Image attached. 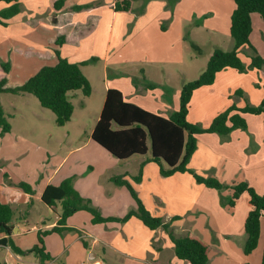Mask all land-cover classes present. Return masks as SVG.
I'll return each instance as SVG.
<instances>
[{"label":"crops","instance_id":"1","mask_svg":"<svg viewBox=\"0 0 264 264\" xmlns=\"http://www.w3.org/2000/svg\"><path fill=\"white\" fill-rule=\"evenodd\" d=\"M55 1L20 0V12L8 19L7 25L0 23V32L2 26L12 29L16 24L20 34L34 38L23 36L25 46L19 42L21 46L12 47L0 39V50L5 51L7 46L8 53H24L26 80L42 66L58 61L55 49L72 62L95 57L82 65V69L102 62L105 87L97 90L103 101L109 88H118L126 100L168 117L179 108L181 89L190 80L188 75L196 72L194 75H200L215 48H234L230 31L236 8L234 0H134L131 11H117L114 7L117 0H65L59 10ZM86 3L93 7L72 10L73 5ZM8 4L1 1L0 10ZM252 19L251 41L264 57V19L258 13H253ZM203 31L208 34L207 40ZM60 35L66 37L63 45L56 43ZM222 37L226 39L225 46L218 42L221 39L223 43ZM193 47L201 51L204 47L209 49L206 64L201 68L198 56L191 54ZM243 52L246 50L240 53L242 58L246 55ZM243 60L250 66L249 56ZM238 90L243 93L237 94ZM263 99L264 65L250 67L246 72L227 67L218 72L213 84L194 91L189 120L207 126L234 102L242 107L247 103L259 105ZM245 117L248 123L245 129L236 128L227 135L200 133L189 165L199 174L216 176L227 185L247 181L264 194V114L247 113ZM11 131L4 135L8 137ZM11 146L16 145L12 141L0 145V159ZM94 151L96 154L75 150L63 156L44 149L26 163L25 159L21 161L14 171L4 166L0 172V200L11 204L13 209H20L18 205L25 209L26 204L27 209L20 217L29 224L36 196L41 198L49 183L59 184L73 176L75 187L92 199L104 215L123 216L136 207V201L127 186L116 184L111 177L126 174L124 177L134 184L146 206L153 214L170 221L175 233H191L208 244V264H262L264 218L257 247L250 254L244 252L245 221L250 209L246 195L235 206L227 205L224 199L232 194L231 188L208 187L189 172L163 175L160 165L149 159L150 151L126 159H119L108 150ZM140 171L141 180H134ZM6 174L10 180L5 187ZM21 180L28 181L35 189L31 207L30 194L18 186ZM54 211L56 220L51 224L43 220L44 226H35L36 236L29 240H23L22 236L31 230L12 220V238L16 244L25 250L31 248L38 240L39 229H51L57 224L60 207ZM175 216L178 218L174 219ZM67 225L73 230L44 237L51 259L43 263L38 257L33 264H87L88 260L89 264H188L177 257L163 227L151 229L136 216L125 222L94 223L93 214L82 209L69 217Z\"/></svg>","mask_w":264,"mask_h":264},{"label":"trees","instance_id":"2","mask_svg":"<svg viewBox=\"0 0 264 264\" xmlns=\"http://www.w3.org/2000/svg\"><path fill=\"white\" fill-rule=\"evenodd\" d=\"M9 3L0 10V23L8 24V19L18 14L21 10L20 0H0ZM236 8L231 17V35L234 39V48L225 50L215 48L210 56L204 71L195 79L187 81L182 89L180 105L177 110L166 117L140 105L125 99L118 88H109L102 106L100 116L93 128L92 139L119 159H126L135 154L151 152L150 160L157 162L163 175H171L175 172H189L199 183L212 188L222 190L231 188L232 194L224 199L227 205L235 206L243 196L248 197L250 209L245 221L247 239L244 252L250 254L257 247L261 232V222L264 218V194L259 193L247 181H241L232 185L223 183L213 175H202L190 165V160L197 149V136L200 133L216 132L227 135L236 128H247L248 123L245 114H264V99L259 105L247 103L245 106H237L234 102L227 109L217 114L207 126L191 122L189 111L191 99L196 89L213 84L218 72L232 67L241 72H246L250 67L262 68L264 57L251 41L253 32V13H258L264 19V0H234ZM134 0H117V11H131ZM65 0H56L55 8L61 9ZM91 3L75 4L72 10L79 11L91 8ZM57 20L56 14L54 21ZM66 37L60 35L56 39L58 45H63ZM246 50V55L251 58L250 66H247L240 53ZM58 61L55 64L42 66L34 75L24 83L16 86H8L11 62L0 61V92H27L34 94L46 108H50L56 114L58 125H65L71 120L74 113V103L69 97V92L81 89L88 96L92 93V84L84 73L82 65L95 60V57L81 62H72L62 56L59 49H55ZM243 93L238 90L237 94ZM12 124L6 116L5 108L0 99V135L11 131ZM126 174L111 177L118 185H125L130 190L136 201V207L131 208L123 216H106L96 207L92 199L82 195L75 187L73 176L64 178L59 184L49 183L43 190L41 199L49 207L58 211V221L51 229H39L37 242L29 249H22L12 238L14 209L11 204L0 200V245L10 246L20 254L35 253L44 263L51 259L50 253L45 247L44 237L50 233H63L65 230H73L68 226V219L77 211L85 209L93 214V222L120 221L125 222L131 217L140 218L151 229L163 227L175 248L178 258L188 264H208L209 246L199 236L191 233L178 235L171 227L170 221L155 215L146 206L139 196L134 184L126 179ZM141 171L134 176V180H141ZM25 192L30 194L28 205L34 203L32 195L35 192L31 183L21 180L18 183ZM175 216L174 219H177ZM264 264V252L262 258Z\"/></svg>","mask_w":264,"mask_h":264},{"label":"rangeland","instance_id":"3","mask_svg":"<svg viewBox=\"0 0 264 264\" xmlns=\"http://www.w3.org/2000/svg\"><path fill=\"white\" fill-rule=\"evenodd\" d=\"M258 28L259 26L256 25V30H259ZM202 34L204 35V40H207L208 34L205 31H203ZM23 36L25 35L20 34V30L16 24L12 29L7 28L6 26L1 27L0 39H4V41L11 47L14 44L17 46H21V44L22 46H25L23 43L25 42V39L22 38ZM25 37L27 39H29L28 37L34 38L32 35ZM222 38L224 39L223 43L221 42V39H218V42H220L222 46H225L224 42L226 39L225 37ZM4 48L5 51L0 50V59L2 61L10 60L13 65L12 71L9 75L10 79L8 86H16L27 78L24 77L25 66L23 64L24 59H27V57L24 53L18 55L16 52L8 53L7 46ZM203 49L204 50L201 51L198 47H193V50H191V54H196L198 56L199 68L203 66V63L206 64L205 62L209 52L207 51L209 50L208 48L207 50L205 47ZM243 53L247 54L245 52ZM242 56L244 59L248 57V55ZM83 70L91 79L90 82L92 84V89L96 90L91 96H86L81 89L69 92V97L74 103L75 109L71 120L65 125H58L54 111L42 106L39 99L34 94L27 92H0V99L5 108L6 116L13 126V130L8 133V137H6L7 134L6 136H0V145L7 141H12V144L16 145L15 147H7L5 156H1L0 172L4 166L7 169L14 171L13 168L17 169L16 167L20 165L21 161L25 159L24 162L26 163V161L31 160V158L33 159V157L40 155L44 149H49L50 151L63 156L75 150L80 152L84 151L90 154H96L94 151L96 149L106 151V149L95 142L91 136L104 102L103 95L100 94L97 89H104L105 87V72L102 67V62L98 66L83 67ZM194 74H197V72L188 75L190 80L199 76ZM110 78H114L112 74L110 75ZM21 136H24V138H21ZM7 177L8 175L6 174L4 177L5 183L3 181V186L5 187L10 180V178L7 179ZM10 184H14V182L11 181ZM36 197L37 202L35 208L31 212L32 216L28 217L29 224L26 223V220L20 217L22 212L27 209L26 204L24 205L25 209L22 208L21 205H18V208L20 209H14L13 220L16 222L18 221L23 228L26 226L25 230H31L22 236L23 240H29L31 237L33 238L34 235L36 236V230L34 228L35 226H44L43 220H46L47 224H51L56 220L57 215L53 208L45 204L38 195ZM58 239L60 241V238ZM16 240L20 241L21 238H16ZM74 252L75 251L71 250V254H74ZM88 255H90V253ZM37 259L38 256L33 252L19 257L10 246L0 245V264H33ZM89 263L90 260L87 261V264ZM77 264H79V262H77Z\"/></svg>","mask_w":264,"mask_h":264}]
</instances>
